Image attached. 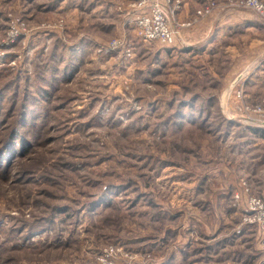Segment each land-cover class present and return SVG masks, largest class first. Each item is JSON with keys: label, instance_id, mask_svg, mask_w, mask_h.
<instances>
[{"label": "rangeland", "instance_id": "374dc122", "mask_svg": "<svg viewBox=\"0 0 264 264\" xmlns=\"http://www.w3.org/2000/svg\"><path fill=\"white\" fill-rule=\"evenodd\" d=\"M242 1L159 0L197 20L166 46L138 36L136 0H0V264H264V124L242 107L264 17Z\"/></svg>", "mask_w": 264, "mask_h": 264}, {"label": "built area", "instance_id": "2783aa9c", "mask_svg": "<svg viewBox=\"0 0 264 264\" xmlns=\"http://www.w3.org/2000/svg\"><path fill=\"white\" fill-rule=\"evenodd\" d=\"M169 1V0H165ZM246 2L249 7L258 12L264 17V2L261 0H243L241 3ZM213 6H210L203 10H196V16L201 17L207 14ZM146 10V12H143ZM135 12V27L137 34L140 38L145 41H156L162 45L170 46L175 44V39L179 35V28L190 26L196 22V18L186 23L179 24L174 21L172 24L169 20L168 14L165 11L163 4L159 0H136L134 6L131 9ZM117 41L112 42L109 45L110 48H116L118 46ZM127 56H130L128 51ZM244 112L246 113V120L260 121L264 124V92L262 93L261 99L255 105H242ZM263 117L258 120V118Z\"/></svg>", "mask_w": 264, "mask_h": 264}, {"label": "crops", "instance_id": "0c3cea01", "mask_svg": "<svg viewBox=\"0 0 264 264\" xmlns=\"http://www.w3.org/2000/svg\"><path fill=\"white\" fill-rule=\"evenodd\" d=\"M185 10L190 11V13L194 10L195 7H192L191 0H185ZM187 6L192 7L191 9ZM184 13V12H183ZM182 13V14H183ZM229 13V12H227ZM186 16V14H184ZM216 15V13L214 14ZM214 15L210 18H206L203 21H201L198 25L194 26L193 28H189L183 31L182 39L188 47H192L194 44L200 43L204 41L203 44L205 46H208L211 44L209 42L211 39L213 41H219L221 37L224 35L231 36L234 31H236L239 26L246 27L248 26V23L252 22L253 18H248L245 15L241 13H235L232 15H226V17L217 18ZM186 18V17H185ZM180 19H184V17L181 16ZM200 41V42H199ZM264 62V59H263Z\"/></svg>", "mask_w": 264, "mask_h": 264}]
</instances>
